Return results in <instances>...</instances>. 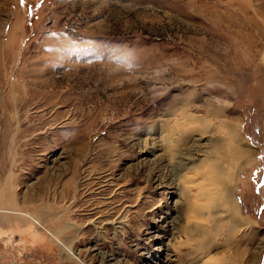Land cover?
<instances>
[{
    "label": "rangeland",
    "instance_id": "rangeland-1",
    "mask_svg": "<svg viewBox=\"0 0 264 264\" xmlns=\"http://www.w3.org/2000/svg\"><path fill=\"white\" fill-rule=\"evenodd\" d=\"M0 264H264V0H0Z\"/></svg>",
    "mask_w": 264,
    "mask_h": 264
},
{
    "label": "bare ground",
    "instance_id": "bare-ground-1",
    "mask_svg": "<svg viewBox=\"0 0 264 264\" xmlns=\"http://www.w3.org/2000/svg\"><path fill=\"white\" fill-rule=\"evenodd\" d=\"M224 110H223V113H224ZM215 111L216 113H220L221 109L217 108ZM225 115H228V114H225ZM225 115L223 114L222 116H225ZM191 119L194 122V120H197L198 117L197 116L196 118L192 117ZM202 124L204 123L202 122ZM223 128H225L224 131L222 132L223 135L225 134V137H229V136L231 138L234 137L236 141L234 140V144L231 145L230 147L228 146L224 147L222 152H220V149L218 148L219 149L218 151L219 153H221V156L217 157V159L212 158L211 156H208L204 152L201 153L202 154L201 156L203 157L200 160L201 163L199 166V170L198 172L196 171L197 174L200 176V179H198L196 182L198 191L195 193L196 200L194 199V207L197 209L200 208L201 210H205L206 212L204 214L205 218L207 217L209 210H211L215 205L218 207H222V206L227 207L229 210L231 227L234 228V227H237V225L241 224L243 220L239 218L238 213H237L236 203L230 197L229 184L232 182L234 178L233 171H235L234 169L235 162H236L235 160H237L243 155H245L246 157L247 156L251 157L252 151L251 149L248 148L247 145H245L242 139L238 140L240 134H239L238 127L235 124H232L226 121L223 124ZM220 146L221 144L217 145V147H220ZM198 229H202V226H199ZM205 235H207V233H205Z\"/></svg>",
    "mask_w": 264,
    "mask_h": 264
}]
</instances>
